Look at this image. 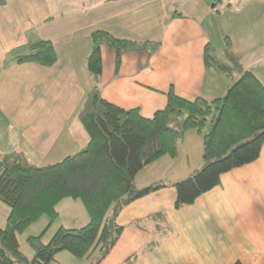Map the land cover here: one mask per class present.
<instances>
[{"label":"crops","instance_id":"0c3cea01","mask_svg":"<svg viewBox=\"0 0 264 264\" xmlns=\"http://www.w3.org/2000/svg\"><path fill=\"white\" fill-rule=\"evenodd\" d=\"M210 1L5 0L0 6V154L20 152L44 166L87 144L78 113L94 86L87 57L96 30L159 44L150 55L123 53L118 66L114 50L101 48V96L138 108L145 117L165 106L170 89L190 100L225 95L232 79L203 61L204 47L213 45L217 31L264 84V0H216L211 6ZM39 40L54 45L57 61L48 67L17 63L15 58ZM191 133L182 136L175 157L163 155L143 167L135 176L143 182L135 185L174 182L200 168L202 146L196 154L184 147ZM175 198L168 186L123 207L116 222L124 229L99 264H122L133 255L130 264H264V145L257 160L222 174L220 184L192 204L176 209ZM2 204L0 209L9 212Z\"/></svg>","mask_w":264,"mask_h":264},{"label":"trees","instance_id":"16d2710c","mask_svg":"<svg viewBox=\"0 0 264 264\" xmlns=\"http://www.w3.org/2000/svg\"><path fill=\"white\" fill-rule=\"evenodd\" d=\"M4 3L0 0V6ZM91 38L87 69L94 86L78 113L88 134L87 144L79 152L44 166L32 164L20 152L0 154V200L9 207L5 226L0 227V264H50L63 251L99 264L124 229L116 222L123 207L169 186L176 191L174 207L179 209L219 185L222 174L252 163L260 155L264 145V84L241 65L227 38L224 57H215L209 43L203 52L207 67L232 79L224 97L190 100L170 89L165 106L150 117L138 108H123L101 96V48L105 45L114 50L118 66L123 53L146 51L150 55L159 44L119 39L103 30L92 32ZM57 59L48 40H39L15 58L17 63L47 67ZM206 126L209 131L203 135L200 168L174 182L135 185V176L143 167L163 155H177L186 130L201 132ZM65 198L82 201L88 222L79 228L60 226L46 243L42 234L27 237L33 250V256L27 257L17 234L44 215L50 225L57 218V204ZM134 258L130 256L122 264H130Z\"/></svg>","mask_w":264,"mask_h":264},{"label":"rangeland","instance_id":"374dc122","mask_svg":"<svg viewBox=\"0 0 264 264\" xmlns=\"http://www.w3.org/2000/svg\"><path fill=\"white\" fill-rule=\"evenodd\" d=\"M215 1L216 0H211L210 6L213 3H215ZM219 7H221V6H219V4H218V8ZM214 10H215V8H214ZM218 11L221 12V9H218ZM225 38L226 37L223 34L219 35V33L217 31V37L214 38V42L212 45V47H213L212 53L217 58L225 56V48H226ZM223 97L224 96H222V98ZM208 131H209L208 126H206L204 129H202L201 132H199L195 129L186 130L184 132L185 136L187 134H189L190 132H192L191 133L192 135H188L186 137V142H185L184 147L194 149V152L196 154L197 147H200V145H201L203 148V135H204V133H206ZM184 134H183V136H184ZM195 134H197V136H198L197 139H196ZM181 140H183V138ZM182 154H183L182 156H184V153H182ZM142 182H143V180H140L139 177H137L135 179L136 184H139ZM0 204H2V202ZM3 206H5V205H3ZM57 211H58V217L50 223L49 227H48L49 218L46 215H44V216L40 217L36 222H34L30 226H28L24 231L17 234V239H18V242L20 244L21 251L27 257L33 256V250L27 242V237L37 236V235L43 233L42 241L44 243H46L50 239V237L53 235V233L61 225H64L65 228H68V227H72V225H74V223H76L77 225H79V226H77L79 228V227L85 225L89 220L88 213H87L82 201H80L79 199H72V198L64 199V201L60 202L59 205L57 206ZM7 213L8 212H7L6 207H3L2 209H0V227L1 228L5 225V217H6ZM76 218H80V220L81 221L83 220V222H81V223L78 222L76 220ZM64 254H67V255H64ZM63 256H68L67 258H73L72 260H74V261L68 262L67 259ZM55 260L56 261H52L50 264H80V263H78L80 261H77V259H75L74 256H72L68 252L56 254ZM81 260H83L82 261L83 264H85L86 262H87L86 264L90 263V261L86 258L85 259L82 258Z\"/></svg>","mask_w":264,"mask_h":264},{"label":"water","instance_id":"95a60500","mask_svg":"<svg viewBox=\"0 0 264 264\" xmlns=\"http://www.w3.org/2000/svg\"><path fill=\"white\" fill-rule=\"evenodd\" d=\"M219 117H220V114H218V116H217V118H216V121H215V123L212 125V128H213V127H215V125H216V123H217V121H218Z\"/></svg>","mask_w":264,"mask_h":264}]
</instances>
